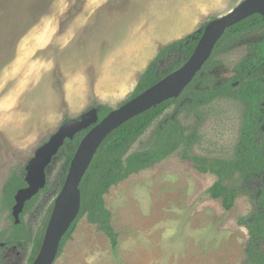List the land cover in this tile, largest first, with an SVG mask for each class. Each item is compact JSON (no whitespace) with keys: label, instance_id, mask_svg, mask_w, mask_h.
<instances>
[{"label":"rangeland","instance_id":"1","mask_svg":"<svg viewBox=\"0 0 264 264\" xmlns=\"http://www.w3.org/2000/svg\"><path fill=\"white\" fill-rule=\"evenodd\" d=\"M240 1L0 0V198L9 174L26 166L66 119L79 118L101 104L98 93L102 99L109 95L104 81L116 85V98L105 103L112 109L130 97L144 71L123 68L135 34H148L154 42L152 22L161 17L175 21L195 10L198 31ZM263 36V31L250 33L217 55L219 63L211 73L218 84L233 77L248 44ZM109 53L111 63L104 60ZM125 76L129 82L123 81ZM243 107L235 99L218 98L197 113H180L187 130H197L198 140L186 152L179 148L104 195L117 250L113 252L108 236L83 215L54 264H243L248 233L237 219L252 211L251 194L262 178L247 180L225 172L224 182L238 190L234 206L225 210L220 199L205 193L217 176L199 172L192 160L199 155L212 164L233 155ZM175 110L172 105L153 121L130 151L148 148L155 127ZM63 153L47 168L48 180L55 185L63 171ZM57 195L52 189L42 191L32 202L23 219L33 232ZM12 228L9 211L0 203L2 264H27L31 246L22 249L5 242Z\"/></svg>","mask_w":264,"mask_h":264},{"label":"trees","instance_id":"2","mask_svg":"<svg viewBox=\"0 0 264 264\" xmlns=\"http://www.w3.org/2000/svg\"><path fill=\"white\" fill-rule=\"evenodd\" d=\"M208 22H204L198 31L161 47L139 75L127 100L182 66L193 53ZM258 31H263L264 35V15L261 13H254L228 27L216 42L210 57L180 95L167 99L132 117L103 139L81 179L79 185L80 211L63 236L57 257L62 253L66 242L71 239L75 226L83 215H86L89 222L97 224V228L108 236L111 248L115 252L118 246L117 234L109 222V211L104 204V195L110 187L165 159L179 148L186 152L198 140L197 130L188 131L179 119L180 113H197L199 108L218 98H232L244 106L241 114V134L233 155L227 159H215L212 164L204 156L194 155L192 160L199 172H210L217 176L205 193L210 198L220 199L225 210H230L234 206L238 193L235 187L224 182L225 172H236L241 178L247 180L256 176L262 178L261 186L254 194H251L252 211L238 217L237 222L245 226L248 233L243 264H264L262 249L264 240V36L260 40L251 41L248 44L247 54L235 64L236 72L229 80L218 84L211 73V70L219 63L216 59L218 54L226 51L229 46L239 42L246 35ZM172 105L176 109L175 112L164 116L155 127L151 134L149 147L130 151L132 145L148 130L153 121L163 115ZM92 107H97L99 119L112 110L106 104H95ZM87 130H82L73 139L65 141L58 152H64V162L57 185L49 181L47 175L44 188L26 201L18 223L14 222L12 208L15 204L14 197L17 190L26 186L25 166L14 169L2 188L1 208L8 210L9 217L13 220V228L5 242L10 246H19L22 249H28L31 246L27 264L32 263L40 250L54 201L44 213L35 232L31 225L24 221V215L31 208L32 202L40 192L52 189L54 194H58L76 148ZM183 156L188 157L186 153ZM3 236L4 231L0 233V239ZM2 248L3 244L0 243V264L3 263Z\"/></svg>","mask_w":264,"mask_h":264},{"label":"water","instance_id":"3","mask_svg":"<svg viewBox=\"0 0 264 264\" xmlns=\"http://www.w3.org/2000/svg\"><path fill=\"white\" fill-rule=\"evenodd\" d=\"M254 13L264 15V0H241L232 10L207 23L193 53L178 69L113 108L102 119H99L97 107H91L79 118L64 121L48 140L36 149L34 156L25 166L26 186L18 189L14 197L12 215L15 223L20 221L19 216L26 201L46 185L47 168L65 141L88 129L69 164L64 183L55 199L42 245L31 264H54L61 240L80 211L81 179L103 139L132 117L180 95L210 57L216 42L225 30ZM66 198L67 203L61 205L62 200Z\"/></svg>","mask_w":264,"mask_h":264},{"label":"crops","instance_id":"4","mask_svg":"<svg viewBox=\"0 0 264 264\" xmlns=\"http://www.w3.org/2000/svg\"><path fill=\"white\" fill-rule=\"evenodd\" d=\"M197 13V10H195V13L193 15H184L181 16L182 18L177 19L175 21H173L174 18L161 17L159 18L160 22H152L154 23V25L152 24V26L150 27L149 34L151 35V39H154V42L148 40V34H135V38L133 40V44H135V46L134 48L128 50L129 57L126 59L123 68L125 70L141 69V71L145 69L161 47L167 45L168 43L176 39H180L184 36H187L197 30L196 26H198V24L200 23V17ZM149 24H151V22H149ZM149 53H152V55L148 57ZM105 57L106 61L108 63H111L112 55L110 53L107 54L106 56H104V60ZM124 80H126V82H129L130 77L125 76L123 81ZM100 81L98 80L99 88L101 89V87L103 86L106 90H108L109 93V95L107 94L108 96L103 99L99 97L100 95L98 93V98L101 101V104H105L108 101H111L116 98V85L114 83V85L111 84L110 79H107L103 83ZM99 82L102 83V86ZM96 85L97 84L95 83V95ZM110 94L113 95L111 96ZM107 98L108 101L106 100Z\"/></svg>","mask_w":264,"mask_h":264},{"label":"bare ground","instance_id":"5","mask_svg":"<svg viewBox=\"0 0 264 264\" xmlns=\"http://www.w3.org/2000/svg\"><path fill=\"white\" fill-rule=\"evenodd\" d=\"M67 197V196H66ZM67 198L66 199H64V200H62V203H61V205H63V204H65V203H67Z\"/></svg>","mask_w":264,"mask_h":264}]
</instances>
